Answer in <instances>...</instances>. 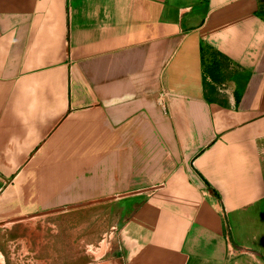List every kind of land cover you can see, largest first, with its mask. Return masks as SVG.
<instances>
[{"label":"crops","instance_id":"0c3cea01","mask_svg":"<svg viewBox=\"0 0 264 264\" xmlns=\"http://www.w3.org/2000/svg\"><path fill=\"white\" fill-rule=\"evenodd\" d=\"M51 264H264V0H0V221Z\"/></svg>","mask_w":264,"mask_h":264},{"label":"rangeland","instance_id":"374dc122","mask_svg":"<svg viewBox=\"0 0 264 264\" xmlns=\"http://www.w3.org/2000/svg\"><path fill=\"white\" fill-rule=\"evenodd\" d=\"M51 211L0 221V264H51Z\"/></svg>","mask_w":264,"mask_h":264}]
</instances>
